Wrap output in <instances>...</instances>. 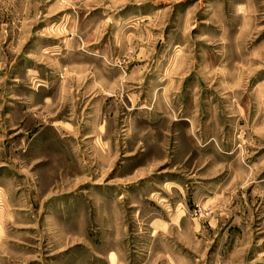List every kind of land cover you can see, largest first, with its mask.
Listing matches in <instances>:
<instances>
[{
    "label": "rangeland",
    "instance_id": "obj_1",
    "mask_svg": "<svg viewBox=\"0 0 264 264\" xmlns=\"http://www.w3.org/2000/svg\"><path fill=\"white\" fill-rule=\"evenodd\" d=\"M0 264H264V0H0Z\"/></svg>",
    "mask_w": 264,
    "mask_h": 264
}]
</instances>
